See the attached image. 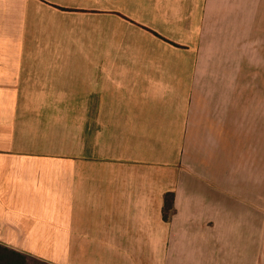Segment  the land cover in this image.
Returning <instances> with one entry per match:
<instances>
[{"label": "crops", "instance_id": "1", "mask_svg": "<svg viewBox=\"0 0 264 264\" xmlns=\"http://www.w3.org/2000/svg\"><path fill=\"white\" fill-rule=\"evenodd\" d=\"M258 45L264 0H0V244L264 264Z\"/></svg>", "mask_w": 264, "mask_h": 264}, {"label": "trees", "instance_id": "2", "mask_svg": "<svg viewBox=\"0 0 264 264\" xmlns=\"http://www.w3.org/2000/svg\"><path fill=\"white\" fill-rule=\"evenodd\" d=\"M172 193H166L164 197L163 215L168 217L172 208ZM0 264H51L33 256L24 254L3 244H0Z\"/></svg>", "mask_w": 264, "mask_h": 264}, {"label": "rangeland", "instance_id": "3", "mask_svg": "<svg viewBox=\"0 0 264 264\" xmlns=\"http://www.w3.org/2000/svg\"><path fill=\"white\" fill-rule=\"evenodd\" d=\"M257 51H258V54H264V46L258 45Z\"/></svg>", "mask_w": 264, "mask_h": 264}]
</instances>
